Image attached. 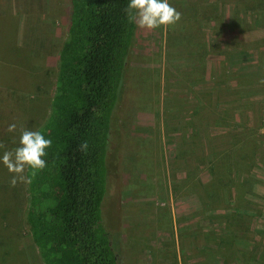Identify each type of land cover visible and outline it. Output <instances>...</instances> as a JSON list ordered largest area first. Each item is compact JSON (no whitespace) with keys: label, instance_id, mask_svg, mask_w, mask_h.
Masks as SVG:
<instances>
[{"label":"rangeland","instance_id":"374dc122","mask_svg":"<svg viewBox=\"0 0 264 264\" xmlns=\"http://www.w3.org/2000/svg\"><path fill=\"white\" fill-rule=\"evenodd\" d=\"M169 3L176 26L136 29L103 223L121 264H264V0ZM69 10L70 0H0L8 150L51 113ZM10 180L0 163V264H43L28 183Z\"/></svg>","mask_w":264,"mask_h":264},{"label":"trees","instance_id":"16d2710c","mask_svg":"<svg viewBox=\"0 0 264 264\" xmlns=\"http://www.w3.org/2000/svg\"><path fill=\"white\" fill-rule=\"evenodd\" d=\"M127 4L70 0L51 113L37 130L52 146L47 167L28 183L27 220L43 264H121L103 205L115 111L137 29L126 17ZM11 48L15 52L17 44ZM83 142L86 152L79 150Z\"/></svg>","mask_w":264,"mask_h":264},{"label":"clouds","instance_id":"9594fccd","mask_svg":"<svg viewBox=\"0 0 264 264\" xmlns=\"http://www.w3.org/2000/svg\"><path fill=\"white\" fill-rule=\"evenodd\" d=\"M125 14L129 23H134L137 28L147 31L174 27L182 19V14L170 5L169 0H128ZM7 131L15 133L16 124H10ZM259 133L264 134V128L259 129ZM51 146V139H46L40 131L28 128L20 131L18 147L8 150L5 144L0 143V150H3L0 154V163L11 175V187H16L19 183H29L31 177L47 167L44 157ZM87 149V142L79 146L82 152H86ZM28 170H31L30 176L25 175Z\"/></svg>","mask_w":264,"mask_h":264}]
</instances>
